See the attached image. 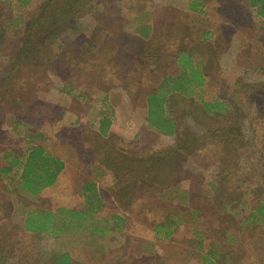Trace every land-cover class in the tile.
Segmentation results:
<instances>
[{"label": "rangeland", "instance_id": "rangeland-1", "mask_svg": "<svg viewBox=\"0 0 264 264\" xmlns=\"http://www.w3.org/2000/svg\"><path fill=\"white\" fill-rule=\"evenodd\" d=\"M20 5L0 0V264H264V223L250 221L264 205V20L249 0ZM178 50L208 84L168 96V136L149 126L148 98L178 79ZM37 146L67 168L32 199L22 163ZM86 182L103 199L93 233L25 230L31 212L86 209ZM142 194L137 222L101 221Z\"/></svg>", "mask_w": 264, "mask_h": 264}, {"label": "trees", "instance_id": "trees-1", "mask_svg": "<svg viewBox=\"0 0 264 264\" xmlns=\"http://www.w3.org/2000/svg\"><path fill=\"white\" fill-rule=\"evenodd\" d=\"M19 2L20 8L26 7L30 0H15ZM251 6L256 9L257 14L264 20V0H249ZM203 8L204 5H195L191 6L192 11L202 13L198 8ZM180 57H189L186 54L180 55ZM186 61H179L180 67L189 71L190 62L187 66ZM192 75L187 76L184 74L179 80L167 79L163 82L162 86L159 89L157 94H153L148 98V123L149 126L156 128L160 132L166 133L168 136L176 135V126L173 124L171 119H166L165 103L169 95L173 93H183L184 89H179L180 85L187 87V89L195 85L196 88H201L204 85V79L201 78L198 73L193 71ZM198 77L200 82H195L193 79ZM187 96L192 95V93L185 92ZM206 109L210 110L208 104L205 105ZM110 127V122L107 121L103 124L101 128V136L106 137L108 135V129ZM19 161H13L10 165V168L17 166ZM65 163L48 153L42 147H32L29 150L26 160L22 163V177L20 190L23 195L30 197L32 199L38 198L44 190L53 187L61 173L65 170ZM167 166V164H166ZM3 173H8L9 168H3ZM175 172V170H172ZM93 193L87 196L88 207L85 211H79L74 209H58L56 211L49 212L48 210L41 213H29L28 218L25 221V230L31 233H35L38 236L49 235L55 233L56 235L68 234L71 232L82 233V232H94L92 231L93 225L90 222L94 221L93 216L100 212L99 205H96ZM95 204V205H94ZM89 210H92L91 213H88ZM90 212V211H89ZM116 220L123 221L120 217H115ZM250 221L253 223L259 222L264 223V205H261L258 210L253 213L250 217ZM95 230V232H97ZM101 232L98 231V233ZM69 255L64 254L58 256L56 264H69ZM204 264H217L216 261L210 260L205 257L203 259Z\"/></svg>", "mask_w": 264, "mask_h": 264}, {"label": "crops", "instance_id": "crops-1", "mask_svg": "<svg viewBox=\"0 0 264 264\" xmlns=\"http://www.w3.org/2000/svg\"><path fill=\"white\" fill-rule=\"evenodd\" d=\"M182 54H186L189 57H180L181 53H180L179 50L177 51V54L175 56L177 58V69H178L176 71V73L178 72L177 74L179 76L177 80H179L182 76H184V74H186L187 76H190V75H192L191 73L193 71H195V72L198 73L197 75H199L201 78L204 79V85H203V87L196 88L195 85H192V86L189 87V90H187V91L184 90V91L194 94V93H198L201 90H204L206 88V85L208 84V77L204 73V70L201 69V65H200V62L201 61H200V59H197L195 57H191V55L189 53H186V52H182ZM181 58H182V60H184V61H186L188 63L189 62L191 63L188 72H185V70H183L180 67L179 61L181 60ZM219 58H221V57H216V60L218 61ZM138 125L141 126L142 123H138ZM66 168L67 167L65 166V170L64 171H66ZM59 178H60V176H59ZM97 184L98 183H96V182L95 183H92V182H86V183H84L83 184V187H82V194H83L84 198L87 200V196L90 195V193H93L94 197H97L95 199L96 205L97 206L99 205V208H101V210H102V208H103L102 207L103 206V199L101 198V195H100V186L97 185ZM161 197H162V194H161ZM136 199L137 200L130 201L129 203H123V204L120 203V205H122L123 207L126 206L127 207V210H124V208L119 205L121 208H123L124 211H120V212H117V213H113V215H106V217L102 218L101 221H106V222H110L111 220L116 221L115 217L117 216V217H120L123 221H125V223L137 222V219L133 215H136V214H139V213H142L143 212V194L142 195H139L138 198H136ZM85 206H87V205H85ZM63 208H65V209H74V208L69 207V206H65ZM74 210H77V209H74ZM48 211L51 212L52 211V208H50ZM79 211H85V208L84 209H81ZM94 216H96V214ZM113 227H114V230H115V225H113ZM127 230H125V231H127ZM98 231H100V230H98ZM159 234H160V236H158V237H161V239L163 238V236H161V234L166 235V238H168V237L175 238L174 235L171 236V233H167V232H164V231H160ZM139 241H140V243H142L141 249H140V257L142 258L143 257L142 256V252H143V229L141 230ZM162 247H164V246H162ZM203 259L204 258H202L201 260H199L198 263H194V264H204Z\"/></svg>", "mask_w": 264, "mask_h": 264}]
</instances>
